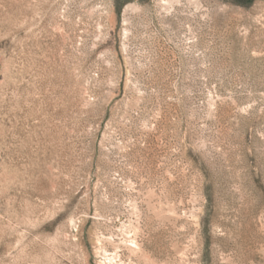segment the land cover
<instances>
[{
    "label": "rangeland",
    "instance_id": "1",
    "mask_svg": "<svg viewBox=\"0 0 264 264\" xmlns=\"http://www.w3.org/2000/svg\"><path fill=\"white\" fill-rule=\"evenodd\" d=\"M0 264H264V0H0Z\"/></svg>",
    "mask_w": 264,
    "mask_h": 264
}]
</instances>
